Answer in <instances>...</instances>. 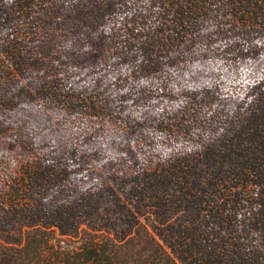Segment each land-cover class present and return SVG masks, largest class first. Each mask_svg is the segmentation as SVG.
Instances as JSON below:
<instances>
[{"label": "rangeland", "instance_id": "1", "mask_svg": "<svg viewBox=\"0 0 264 264\" xmlns=\"http://www.w3.org/2000/svg\"><path fill=\"white\" fill-rule=\"evenodd\" d=\"M241 20L230 0H0V242L237 211L232 187L264 180V23Z\"/></svg>", "mask_w": 264, "mask_h": 264}, {"label": "trees", "instance_id": "2", "mask_svg": "<svg viewBox=\"0 0 264 264\" xmlns=\"http://www.w3.org/2000/svg\"><path fill=\"white\" fill-rule=\"evenodd\" d=\"M230 3L243 25L264 23V0ZM245 169L238 167L231 174L241 179ZM28 183L20 178L13 190L21 191ZM232 189L231 205L241 202L237 211L197 212L159 239L144 227L120 240L93 228H74L62 239L54 226L32 220L21 228L18 243L0 242V264H264V180ZM246 193L251 199L241 200ZM19 200L10 206L17 213L26 209ZM216 202L209 203L215 207Z\"/></svg>", "mask_w": 264, "mask_h": 264}]
</instances>
